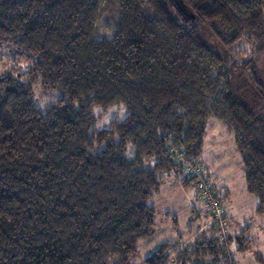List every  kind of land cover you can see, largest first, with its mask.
I'll list each match as a JSON object with an SVG mask.
<instances>
[{"label":"trees","instance_id":"1","mask_svg":"<svg viewBox=\"0 0 264 264\" xmlns=\"http://www.w3.org/2000/svg\"><path fill=\"white\" fill-rule=\"evenodd\" d=\"M113 1L119 22L107 40L95 37L106 0H0V42L31 61L21 75L0 74V264H129L155 234L148 202L165 178L194 185L180 160L200 162L214 118L264 214V84L254 62L264 0ZM239 41L253 53L232 52ZM34 87L52 103L38 106ZM113 106L124 116L97 129ZM224 190L215 193L222 205ZM201 204L207 227L188 243L163 241L143 264H232V235L222 241ZM234 240L239 253L250 242Z\"/></svg>","mask_w":264,"mask_h":264},{"label":"rangeland","instance_id":"2","mask_svg":"<svg viewBox=\"0 0 264 264\" xmlns=\"http://www.w3.org/2000/svg\"><path fill=\"white\" fill-rule=\"evenodd\" d=\"M118 16L117 5L113 0H106L97 18L95 37L109 40L113 34V27L119 22ZM201 39L209 47L212 46L217 50L207 33H204ZM230 50L243 58L253 53V49L245 41L236 42ZM26 54L25 49L17 48L12 42H0V74L11 72L15 75H21L28 71L31 61ZM254 62L259 81L264 84V52L257 54ZM233 77V83L240 84L239 77L236 74ZM34 92V101L40 107H44L54 100V95L47 91L34 87ZM93 112L96 114L97 109H93ZM123 116V108L113 106L107 112L101 114L95 122V127L102 129L107 127L109 121L114 117L120 119ZM204 140L200 163L205 165L206 170H208L206 173L210 174L209 177L215 188H219L218 185H224L231 190L232 196L223 203L225 210L232 215L228 222L230 224L229 235L233 237V241L227 247L230 262L232 264H264V214L257 215L255 213L258 206L257 200L245 191L242 162L237 150H235L232 135L220 121L214 118L208 123ZM162 192L160 198H155L157 199L154 216L155 234L137 243V253L129 264H143L144 259L163 241L174 242L180 238L182 242L188 243L195 236L200 224L205 220V209L194 197V194L197 196L195 186L178 189L173 183H167ZM187 194L194 200V208L186 206ZM150 203L151 199L148 204L150 205ZM244 227L249 228V230H245ZM226 229V234H228L227 223ZM241 237L244 240H250V242L245 241V250L239 253L236 251L237 244L234 239H240ZM225 238H227V235ZM172 264H175V262L173 261Z\"/></svg>","mask_w":264,"mask_h":264},{"label":"built area","instance_id":"3","mask_svg":"<svg viewBox=\"0 0 264 264\" xmlns=\"http://www.w3.org/2000/svg\"><path fill=\"white\" fill-rule=\"evenodd\" d=\"M180 173L183 177L194 181L197 195L200 197L204 207L210 214L211 223L218 231L221 240L226 236V222L224 219L226 210L225 207L216 200V188L211 182L208 174H206L205 165L200 163L195 158L180 160Z\"/></svg>","mask_w":264,"mask_h":264},{"label":"crops","instance_id":"4","mask_svg":"<svg viewBox=\"0 0 264 264\" xmlns=\"http://www.w3.org/2000/svg\"><path fill=\"white\" fill-rule=\"evenodd\" d=\"M207 172H208V170H207ZM206 174H208V173H206ZM210 174H208V176H209ZM210 178V177H209ZM210 180H211V178H210ZM169 181V182H168ZM167 183H173L174 185H175V187H177L178 189L180 188L181 189V187H183V186H181L180 184H179V182H178V180L176 179V177L173 175V174H171V176L169 175V177H166L165 178V181H164V183L160 186L161 188H160V190L155 194V195H153L150 199H151V203H150V205L153 207V209L155 210V203H156V201H157V199H155V198H160V196H161V193H163L162 191L164 190V188H165V186L167 185ZM219 186V188L217 187L216 189L217 190H219L220 188L222 189V190H224V187H225V189L227 190V192H225V190H224V193L225 194H227V195H229L228 196V198H230L232 195H231V190H229V187H226V186H224V185H218ZM246 191V190H245ZM187 197H188V200H187V205L186 206H188V207H191V208H194V204H193V199H192V197H190V195H188L187 194ZM194 197H196L197 198V200L200 202V204H201V199H200V197H198V195L196 196L195 194H194ZM201 207H202V204H201ZM195 211V210H194ZM227 212V211H226ZM155 213H156V210H155ZM205 217H204V222H202L201 224H200V226L198 227V229H197V232H200L202 229H204V228H206L207 227V225L209 224V219L206 217V215H204ZM231 214H230V212L228 213H226V218H227V226H228V234H229V228H230V224L228 223L229 222V219L231 218ZM196 234V233H195Z\"/></svg>","mask_w":264,"mask_h":264},{"label":"water","instance_id":"5","mask_svg":"<svg viewBox=\"0 0 264 264\" xmlns=\"http://www.w3.org/2000/svg\"><path fill=\"white\" fill-rule=\"evenodd\" d=\"M178 3L180 4V7H182V11H183V13L186 14V9H185V7L182 5L181 1H179ZM189 17L192 18V15L190 14Z\"/></svg>","mask_w":264,"mask_h":264}]
</instances>
